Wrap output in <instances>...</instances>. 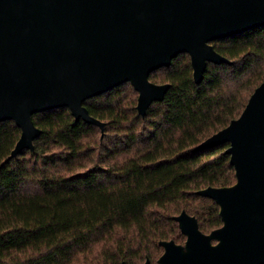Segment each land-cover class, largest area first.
Wrapping results in <instances>:
<instances>
[{
    "label": "trees",
    "instance_id": "1",
    "mask_svg": "<svg viewBox=\"0 0 264 264\" xmlns=\"http://www.w3.org/2000/svg\"><path fill=\"white\" fill-rule=\"evenodd\" d=\"M211 44L230 61L209 62L197 83L179 53L150 73L171 86L145 115L130 81L86 99L104 132L69 107L48 109L32 115L34 150L11 157L21 128L0 121V264H160L162 240H186L182 211L205 233L223 225L219 204L198 191L236 183L229 143L197 147L264 81V25Z\"/></svg>",
    "mask_w": 264,
    "mask_h": 264
},
{
    "label": "water",
    "instance_id": "2",
    "mask_svg": "<svg viewBox=\"0 0 264 264\" xmlns=\"http://www.w3.org/2000/svg\"><path fill=\"white\" fill-rule=\"evenodd\" d=\"M260 25L264 0H0V121L21 128L11 157L34 150L42 134L34 113L66 106L104 132L86 99L130 81L145 115L171 86L151 81L152 71L188 52L201 83L209 62L230 61L211 41ZM222 143L237 181L198 193L219 204L223 225L205 233L182 211L185 246L162 240L160 264H264V81L240 116L197 148Z\"/></svg>",
    "mask_w": 264,
    "mask_h": 264
},
{
    "label": "rangeland",
    "instance_id": "3",
    "mask_svg": "<svg viewBox=\"0 0 264 264\" xmlns=\"http://www.w3.org/2000/svg\"><path fill=\"white\" fill-rule=\"evenodd\" d=\"M186 241V240H185ZM185 241L181 242V244H183L185 246ZM216 241V240H215Z\"/></svg>",
    "mask_w": 264,
    "mask_h": 264
}]
</instances>
